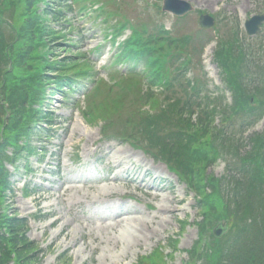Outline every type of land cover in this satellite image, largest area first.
I'll return each mask as SVG.
<instances>
[{
  "label": "rangeland",
  "instance_id": "1",
  "mask_svg": "<svg viewBox=\"0 0 264 264\" xmlns=\"http://www.w3.org/2000/svg\"><path fill=\"white\" fill-rule=\"evenodd\" d=\"M2 1L0 0V6H2ZM126 1L128 4L119 10L121 14L118 16L119 20H122L123 16L136 23L137 27L146 26L148 38L157 35L162 28L170 33L171 37L166 42L158 43L157 46L164 50L163 53H166V58L162 56L166 67L163 69L165 74H162L161 80L165 81L164 85L171 89V93H167L162 87H155L154 91L159 94L155 96L156 99L161 98V94H165L170 97L166 99L175 101L179 106L172 108L162 104L160 109H152L150 112L146 107V100L139 104L134 102L135 106L132 101H127L124 109L127 112L134 111L133 114L136 117H132L129 121L122 119L117 121L112 129H107L106 135L111 140H106L105 136L103 139L102 131H100L101 124L97 123L101 118L89 125L83 116L88 110L84 97L95 88L96 84L93 81L85 82L70 92L67 88L62 89L61 92L53 88L47 90L51 92L48 106L55 112L54 121L57 124L51 132L53 138L43 143L44 136L39 133L32 139L34 148L44 150L43 152L37 151L28 160L30 172L23 173L21 170L12 176L15 192L10 198L12 206H8L10 214L15 211L30 221L28 237L35 244L37 251H33L34 257L29 264H138L142 258L149 257L155 250L163 253L167 264L198 263L201 251L209 245L213 246L212 239L209 237L218 222L213 220L207 226L209 231L201 238L198 223H201L202 219L195 192L189 190L187 185L180 182L174 174H170L164 164L147 155L151 154L150 150L155 152L152 145L161 147L164 144L168 147L186 145L185 134L189 136L194 132V130H188L186 125L179 123L182 112L180 109L184 108L186 103L203 102L204 104L210 103L212 108L215 107L212 125L216 126L217 130L214 134L227 138V141L220 146L218 142L213 143L214 155L213 157L207 156L211 164L205 172L206 177L221 181L224 178L232 182L233 179L226 178L231 175L229 170L238 167L255 168V163L248 167L243 162L249 156L260 161L262 159V150L259 146L253 149L254 143L251 139L256 135H259L260 139L264 138V26L256 36L251 37L245 33V24L254 16H264V0H249L250 5L246 11L235 9L224 1L217 6L203 7L195 0H181L193 7L191 14L184 18H176L171 14L163 13L160 9L163 0ZM133 2H138L135 10L129 8L130 3ZM20 4L15 9L11 2L9 8L2 10L3 21L0 23V95L6 98L5 102L8 105L13 106V111L19 105H26V110L20 108L19 111L27 113L31 108V99L37 95L34 92L35 87L27 77V69L30 66L26 69L18 62L20 54H23L20 57L25 55L28 57V55H36L37 51L38 55H42L51 50L53 45H58L60 48L52 50L50 57L53 58L56 54L58 58H54L60 59L59 56L65 54L62 50L65 44L73 45L70 53L80 56L81 60L78 63L82 64L86 56L89 61H85L91 67L90 74L96 73L95 80L102 79L109 85L114 82L108 78V72H117L127 68V65H124V68L109 67L117 49L111 50L103 43L104 26L100 24L101 20H95V13H90L87 17L69 13L70 26L73 30L67 31V41L62 36L56 35L55 37L58 38L54 39H58L57 43H46L43 44L44 47L36 43L32 47L24 38H19L15 41L19 49L17 48V52H14L10 49V44L17 38L13 24L19 22L22 16ZM40 8L39 12L43 9ZM114 9L115 7L108 6V10ZM200 14L212 16L214 26L209 29L199 27ZM54 26L50 22V28L53 29ZM235 34L238 36L235 37L237 39L233 53L235 58L228 53L221 56L220 52L217 56V52L221 49L220 45L233 41ZM127 35L129 32L126 33ZM186 38L190 40L184 41ZM170 42L173 43L172 46H169ZM98 44L105 48L102 52L104 58L101 59L94 51ZM208 47H212L210 55H206ZM237 49L241 52L238 53ZM241 53L243 64H240L238 68L243 79L239 81V77L238 82L243 86L241 88L248 97L254 96L257 92L259 98L255 106L243 98L236 100L232 91H228L227 85L230 86V80L234 78L237 81L239 74L238 69L235 71L232 68V58L235 60L236 56ZM184 60L186 64H183ZM30 64L35 65V63ZM78 68H81V65ZM227 71L232 73L230 80L226 76ZM193 83L194 87H197V91H194V97L197 98L195 100L193 97L189 98L183 90L184 87L189 84L193 85ZM139 84L136 87L143 93L150 91L145 81H140ZM102 87L99 92L96 91L94 99H99ZM120 89L121 87H118L116 91ZM98 115L105 116L102 113ZM153 116L162 120L152 119ZM195 117L193 116V119ZM24 121L30 122L29 119H24ZM153 123L158 124V127L152 126ZM74 128L85 133L86 136L84 138L74 137L68 143V137ZM146 131H149L147 135ZM89 135L96 143L95 146L92 143L88 144L91 154L94 156L97 153L94 158L90 157L89 163L85 166L84 147ZM134 145L147 149L149 147L150 150L142 152ZM200 147L206 146L202 143ZM99 148L103 152H106V148L114 151L125 150L128 155L132 156V165L127 166V170L123 169L121 172L125 181L109 184L90 183L91 190L78 183L77 189L65 197L67 203L70 200L74 205L69 208L65 202L66 206H64L59 199L62 192L58 191V187L66 178L78 181L75 174L81 177L79 180H82L91 173L98 176L96 178H103L107 175V181H109L114 176L112 174L114 170L110 174L107 172L108 161L103 159L97 162L103 156ZM209 151L208 148L205 154ZM178 152L180 154L184 151ZM138 159H142L149 165L145 168L151 169L153 177L159 173L152 168H160L162 172L160 175L166 180L161 186L166 188L170 186L172 191L158 193L160 197L157 199L148 197L145 190L140 188L143 174L135 168ZM16 164L23 167L24 158L19 159ZM259 179L262 180L260 177ZM228 181H223V186L226 187L223 192L225 194L236 193L238 188L233 190ZM24 185L26 187L29 185L32 189L35 187V189L23 191ZM26 191L29 192V197L25 196ZM99 191L103 194L113 192L117 194H114V197L104 198L99 196ZM85 193L87 197H84ZM164 198L169 200L163 201ZM172 198L179 203L172 204ZM114 204L121 205V210L137 211L138 214L130 218L150 223L153 229L148 230L143 223L133 222V220L115 226V229L110 228L111 222H104L101 219L103 214L111 215V211L117 209L113 208ZM161 206L168 209L175 208L178 212L173 215L159 213ZM35 217L42 220L35 222ZM227 221L226 224L230 225V221ZM111 226H114V223ZM134 227L141 232V234L138 233L137 238H135L137 234ZM71 239L73 242L68 247ZM173 239L178 241L174 253H172L171 244ZM195 248H197L196 253ZM189 252L195 253L194 259L190 260ZM146 264L151 263L146 262Z\"/></svg>",
  "mask_w": 264,
  "mask_h": 264
},
{
  "label": "trees",
  "instance_id": "2",
  "mask_svg": "<svg viewBox=\"0 0 264 264\" xmlns=\"http://www.w3.org/2000/svg\"><path fill=\"white\" fill-rule=\"evenodd\" d=\"M21 1L23 0L2 1V6H0V23L2 22V10L9 8L11 2L16 9ZM20 5L22 16L19 22L13 24L14 30L17 33L15 41L19 38H24L28 44L34 47L36 43L39 46L43 45L42 36L44 35L47 40L55 37L57 33L49 27L39 26V23L42 21V16L45 15L50 16V20H60L63 17L62 13L54 14L53 11L48 9L43 13H38L35 8H30L24 4ZM60 5V8L65 6L64 2H61ZM15 41L11 44L10 49L17 52L18 47ZM22 55L18 56V62L26 67V69L30 66L27 69L29 73L27 77L29 78L32 77L31 68H46L49 66L48 63H45L47 53L38 55L36 51V55L20 57ZM223 61L225 62V60ZM30 63H35V65L32 66ZM231 65L236 69L239 67L236 62H232ZM35 81L36 87L40 85L38 88L40 89L42 86L41 81H43L42 77H35ZM229 83L234 92H242L238 80L236 81L232 78ZM194 91L193 89V93ZM239 96L243 98L242 95ZM104 99L97 109L100 114H105L104 117L109 116L111 106L114 110L121 111L124 100L123 93L113 94L109 90ZM146 100L151 101L150 105L153 109L155 107L160 109L162 104L172 108L178 106L176 102L173 104L161 103L152 94H149ZM197 106L200 110V116L196 124L190 123L187 125L188 130H194V132L189 136L185 134L186 145L180 144L177 147L172 145L168 147L164 144L163 147L159 145H153L152 147L156 149V152L158 150L161 152L162 158L169 163V167L180 175L182 179L185 178L189 182L191 189L201 198L203 223L198 224L201 230V238L209 231L207 226L213 220H216V222L220 220L230 221L231 230L223 239L216 240L210 235L209 238L212 239L213 246H204L206 248L201 252L200 262L201 264H264V138L260 139L259 136H255L252 139L254 143L253 149L259 146L262 150L261 161L253 159L250 156L245 158L243 162L248 167H251V164L255 163V168L240 167L239 170L237 169L234 172L235 176L232 182L228 181V184L232 185L233 190L234 187L238 188V191L225 196L223 189L226 187L223 186V182L206 177L205 172L211 164L208 162L207 156L213 157L214 155L215 148L213 147V143L218 142L220 146L227 139L224 136L220 137L214 134L217 130V127L212 125L214 109L209 110V105H206L204 108L199 105ZM18 107L20 109V105ZM7 114H9V111L6 109V104L4 102L0 103V264H29L34 255L24 234L27 223L25 220L6 215L2 199L3 192L8 184V175L5 173L3 163L6 161L12 162L6 154V149L8 146H11L15 151H29L27 143L20 146L18 142L21 138L29 136L31 122H25V117L21 112H19V115L11 113L10 118H6ZM155 118L158 119L157 121L162 120L158 117H153L152 119ZM152 126L158 127V124L153 123ZM148 133L149 131L145 132L146 135ZM202 143L206 147H200ZM208 148L210 151L205 154ZM178 151L184 152L179 154ZM256 173L259 176L255 175ZM208 189L210 193H207ZM176 244L177 242L175 241L174 245L176 246ZM196 251L197 248L194 249L195 253ZM195 253L190 252L191 260L194 259ZM146 262H150L151 264H167L165 256L161 251H156L149 257L142 258L138 264H146Z\"/></svg>",
  "mask_w": 264,
  "mask_h": 264
},
{
  "label": "bare ground",
  "instance_id": "3",
  "mask_svg": "<svg viewBox=\"0 0 264 264\" xmlns=\"http://www.w3.org/2000/svg\"><path fill=\"white\" fill-rule=\"evenodd\" d=\"M194 1V0H191ZM196 2H198V4L200 6H211V5H219V3L225 1L226 3H228L229 6H233L235 9H240L242 11H246L249 8V0H195ZM212 52V47L207 48L206 50V55H210ZM86 136L85 133L80 132L77 128L73 129L71 131L70 136L68 137V143H70L74 137H78V138H84ZM95 144V140L93 139V137H91L90 135L87 137V143L84 147V153L85 155L91 157V151L89 149V145L88 144ZM101 153H103V157L102 160H106L108 161V165H107V172L108 174H110L112 172V170H114L115 172L112 173L114 174L113 177H111V179L109 181H107L108 177L107 175L103 178H86L84 181H80L79 179L81 178L79 175L75 174L77 176V180H71L69 178H66V180L60 185V187H58V191L62 192V196L59 198L61 201V204H63L64 206H66V200L65 197L70 195V193L73 191V189L68 188V185L71 184H76V183H80L83 185L84 188H88V190L92 189V186H89L90 183H96V182H101V183H105V184H109L110 182H124L125 179L122 176L121 172L124 169V171L127 170V166L132 165V156L128 155V153L125 150H118V151H114L113 149L110 148H106V152H103L101 150ZM137 165H136V169L137 171L141 172L143 174L142 177V181H141V186L140 188L145 190V193L148 197H154L155 199L159 198V194L158 193H164V192H170L172 191V188L169 186L168 188L166 187H162L161 185L166 181L160 174H162L161 169L160 168H152L154 169L157 173H159L157 176L152 175L151 169H147L145 168L146 166H149L148 164H146L142 159H138L136 161ZM145 165V166H143ZM95 179H99V180H95ZM132 182V181H131ZM130 182V183H131ZM159 185L157 187V185ZM99 196H102L104 198H107L109 196L114 197V194H117L116 192L110 193V194H103L102 191L98 192ZM84 197H87V193L84 194ZM169 199H163V201H166ZM171 203L172 204H178L179 201H177L175 198L171 199ZM74 205V203H70V205L68 204L69 208L70 206L72 207ZM121 205H117L114 204L113 208L116 207L117 209L116 212L111 211V215H106L103 214L102 215V220L104 222H111L109 227L115 229V226H119L122 225L123 223H127L133 220L137 221L140 223H143L144 226L147 227L148 230H152L153 227L150 226V223L147 222H143L142 220H138V219H132L130 218V216H133L135 214H138L137 211L135 210H130V209H126V210H121L120 209ZM120 209V210H119ZM68 211H70V209H68ZM175 212H178V210H176L175 208L173 209H168L167 207H160L159 208V213H167V214H171L173 215ZM76 218V217H75ZM78 220V218H76ZM112 223H114V226H111ZM159 223V221H158ZM64 227V226H63ZM135 228V227H134ZM135 233L137 234L135 238L139 237L138 233L141 234V232H138V228H135ZM154 232V231H153ZM151 233V231L149 232ZM73 242V239H71L68 242V247L70 245V243Z\"/></svg>",
  "mask_w": 264,
  "mask_h": 264
},
{
  "label": "water",
  "instance_id": "4",
  "mask_svg": "<svg viewBox=\"0 0 264 264\" xmlns=\"http://www.w3.org/2000/svg\"><path fill=\"white\" fill-rule=\"evenodd\" d=\"M188 9H189V7L186 6V7H184L182 10L177 11V13H178V14H182V13L186 12ZM260 22H261V19H260V20H257V21H253L252 23H250V24H249V32H250V33H254V32L256 31V26H257ZM203 23H205V22H203ZM253 26H254V27H253ZM214 233H215L216 236H219L220 231L215 230Z\"/></svg>",
  "mask_w": 264,
  "mask_h": 264
}]
</instances>
